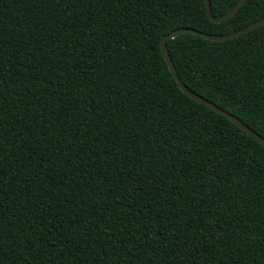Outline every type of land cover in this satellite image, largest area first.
Returning <instances> with one entry per match:
<instances>
[{"label":"trees","instance_id":"16d2710c","mask_svg":"<svg viewBox=\"0 0 264 264\" xmlns=\"http://www.w3.org/2000/svg\"><path fill=\"white\" fill-rule=\"evenodd\" d=\"M261 18L264 0L220 23L204 0H0V264H264V146L159 47ZM166 48L264 139V25Z\"/></svg>","mask_w":264,"mask_h":264},{"label":"water","instance_id":"95a60500","mask_svg":"<svg viewBox=\"0 0 264 264\" xmlns=\"http://www.w3.org/2000/svg\"><path fill=\"white\" fill-rule=\"evenodd\" d=\"M246 0H238V2L235 4V6H233V8H231L227 13L218 16V17H213L210 13V6H209V0H204L205 3V9H206V13L208 18L212 21V22H222L228 18H231L238 10L239 8L245 3ZM264 25V18H261L247 26H245L244 28H241L240 30L233 32L231 34H225V35H216V34H205V33H201L199 31L190 29V28H179V29H175L173 31H171L169 34L164 35L159 42V47H160V51L162 53V56L168 66V69L170 70L174 80L176 81L179 89L186 94L189 98H191L193 101L197 102L198 104L212 110L213 112L223 116L224 118H226L227 120H229L231 123H233L236 127H238L240 130H242L246 135H248L249 137H251L252 139H254L256 142L260 143L261 145L264 146V139L261 138L259 135H257L255 132H253L252 130H250L247 126H245L241 121H239L235 116L227 113L226 111L222 110L221 108H219L218 106H216L215 104L207 101L206 99H204L203 97L195 94L194 92H192L191 90H189L186 86L183 85V83L180 81L175 68L173 66V63L171 61V58L168 54L167 48H166V42L168 40L173 39L174 37L181 35V34H194L196 36H199L205 40H210V41H226V40H230L233 38H237L245 33H248L249 31L256 29L257 27H260Z\"/></svg>","mask_w":264,"mask_h":264},{"label":"snow or ice","instance_id":"6c2138e0","mask_svg":"<svg viewBox=\"0 0 264 264\" xmlns=\"http://www.w3.org/2000/svg\"><path fill=\"white\" fill-rule=\"evenodd\" d=\"M0 136H2V131H0ZM80 143L83 144L85 143V141L83 139L80 140ZM38 167H42V165H38ZM37 176L40 175V173H36ZM178 227V226H177ZM0 239H2V237H0Z\"/></svg>","mask_w":264,"mask_h":264}]
</instances>
